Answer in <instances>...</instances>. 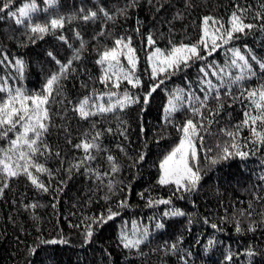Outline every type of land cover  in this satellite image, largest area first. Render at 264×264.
<instances>
[{
    "label": "trees",
    "instance_id": "obj_1",
    "mask_svg": "<svg viewBox=\"0 0 264 264\" xmlns=\"http://www.w3.org/2000/svg\"><path fill=\"white\" fill-rule=\"evenodd\" d=\"M4 2L0 0V7ZM34 2L37 10L30 13L31 19L22 18L24 23L20 25L9 12L18 14L19 8L33 0H11L10 8L0 12V60L8 57L0 64V86L6 80L13 91L20 88L26 94H39L61 64L73 62L48 105L51 125L45 141L53 154L36 158L49 171L39 174L33 170L48 191L37 189L20 175L8 180V187L0 195V264H264V145L253 143L256 138L243 127L238 143L248 155L211 163L220 151L217 145L231 143L221 130L235 132L244 112L250 111L247 91L264 86V71L256 63L264 62V0ZM101 8L112 16L111 20ZM93 11L97 17L85 21L83 16ZM233 12L254 27L234 34L228 44L211 55L202 49L206 59L191 61L189 67L170 76L151 78L148 55L155 47L169 50L173 45L197 42L205 16L215 18L227 29ZM52 19H62L63 27L52 30ZM36 23L49 25L43 39L30 32V26ZM148 35L156 42L151 47ZM60 36L67 43L58 39ZM121 37H131V47L136 50L138 63L133 79L139 78V86L133 87L126 80L120 81L119 88H112L111 82L107 86L100 83L101 66L96 63L99 54ZM234 49L246 56L255 72L250 78L245 73L246 78L237 83L232 81L241 72L231 64ZM77 51L79 59H75ZM17 59L23 61L22 74L15 66ZM121 64L125 70L129 68L125 57H121ZM201 67L209 73L207 77ZM159 80L163 83L145 103L151 86ZM201 80H211L218 86L219 100L215 99L216 91L209 93ZM229 89L230 94H226ZM110 91L117 93L113 102L125 92L135 102L88 120L73 111L85 96L107 104V95L102 101L96 97ZM206 94L209 99L201 108L203 116L194 115L189 97L203 100ZM177 95L182 97L175 101L177 111L167 114L169 100ZM5 96L0 92V99ZM199 106V102H192V107ZM189 119L204 123L199 133L203 146L198 138L195 140L198 161L194 163L201 179L194 191H176L174 185L158 183L159 165L178 145L183 135L180 128ZM96 132L101 133L100 150L91 151L95 159L84 160L83 149L74 145L83 139L91 141ZM13 138L15 134L9 132L8 139H0V148L6 149ZM113 163L116 172H112ZM159 200L170 203H157ZM109 209L118 215L100 222ZM89 228L92 236L86 239ZM125 235L129 239L143 238V242L138 248H125ZM50 240L64 242L42 243Z\"/></svg>",
    "mask_w": 264,
    "mask_h": 264
},
{
    "label": "snow or ice",
    "instance_id": "obj_2",
    "mask_svg": "<svg viewBox=\"0 0 264 264\" xmlns=\"http://www.w3.org/2000/svg\"><path fill=\"white\" fill-rule=\"evenodd\" d=\"M47 3L51 4L53 0H46ZM11 0H6L3 6L0 7V12L5 9H9ZM37 10V5L34 0L31 4H24L23 7L19 8L17 12H9V15L16 17L15 23L20 25L24 23L22 18L31 19L30 13ZM107 19L111 20L112 16L109 15L103 8L100 9ZM260 14H258L259 16ZM97 17V12H90L89 14L83 16L85 21L90 19H95ZM230 27L225 29L223 23L216 20L211 16H205L202 20V35L199 40L192 44L180 43L179 45H173L169 50H162L159 47H155L154 50L148 55V62L151 66V78L156 80L160 75L170 76L180 71L183 68L190 66V62L194 60L206 59L205 56L201 55V50L207 52L211 55L221 47L222 44H228L236 33H243L245 29H251L254 27L252 24L244 23L242 17L236 12L232 13L231 19L229 21ZM59 27H63L62 19H52L50 21V28L55 30ZM49 25H41L36 23L30 26V32L32 34H38L40 39H43V35L48 33ZM139 31V29H137ZM103 35V32L100 33ZM77 36L79 34L77 33ZM58 39L64 40L67 43L65 37L60 36ZM155 40L152 35H148L147 44L148 46L155 45ZM83 47V43L81 44ZM234 59L231 64L240 69L241 74L237 75L233 83L244 80L245 73L248 74V78L255 75L251 64H249L248 59L245 55L241 54L238 49L232 50ZM51 56L52 54L49 53ZM121 57H125L129 68L125 70V67L121 64ZM79 52L77 51L75 59H79ZM8 57L5 56L3 60H0V64L4 63ZM256 60V57H252ZM238 61L243 62L238 64ZM60 64V61H56ZM72 60H69L67 64H61L58 73L52 74L46 81L41 93L39 94H26L22 89L16 88L14 91L7 87V81H4V85L0 86V92L6 93L5 98L0 99V139H8L9 132L15 134V138L9 140V146L5 148H0V181H3L0 185V195L3 194V190L8 187L7 181L24 175L28 178L31 184L39 190L44 192L48 191V187L45 186L43 182L38 179L35 173H47L49 170L41 163L37 162L38 156L52 155V150L45 141V137L49 132L51 125V116L49 112V101L53 96L54 92H59L60 80L61 78H67L68 70L71 68ZM96 63L101 66V76L99 77L100 83L107 86L111 82L112 88H119L120 81L126 80L133 87L140 85V80L138 77L133 79L135 70L138 63V58L136 55V50L131 47V37L117 38L114 41V46L111 48L104 49L97 59ZM259 65L261 71H264V62L256 61ZM15 66L17 71L21 74L23 73V61L17 59L15 61ZM211 67V65H209ZM200 71L205 77L209 73L204 67L200 68ZM221 71H223L221 69ZM213 76H217V79H222L218 73L212 72ZM163 83V80H159L158 83L151 86L150 91L147 96H145L144 102L147 103L148 96H151L152 92ZM202 84H207L208 92L216 91L215 99H220V93L218 86L214 85L211 80H201ZM222 86V85H221ZM201 91H204L202 88ZM230 94V89L228 93ZM104 95L108 96V103H96L92 101V98L85 96L82 100L74 106L73 111L82 120H88L90 117L102 115L105 113H111L116 111L118 108L123 110L128 104L135 102L132 97L128 95L127 92L123 94L121 98L112 101V97L116 96L115 91H110L103 95L97 96L96 100L102 101ZM247 98L251 102L250 111L244 112V119L240 125H237V130L224 132L226 136L231 139V143H226L223 146L217 145L220 149L217 156L211 159L212 164H217L222 160H227L230 156H239L244 158L248 155L247 152L242 151L238 143L239 130L243 127H247L250 133L256 140L253 143H259L264 145V86L260 89L247 91ZM182 97L177 95L174 99L169 100V106L165 109L167 114H171L177 111V104L175 101L181 100ZM209 96L206 94L203 100L200 97H189V106L194 115L203 116L201 108L206 107V101ZM199 102V107H192V102ZM222 107V105H221ZM211 121H209V124ZM257 125L260 126L258 130ZM95 127V125H93ZM204 128V123L194 122L192 119L187 120L180 131L183 133L179 140V143L174 147L171 152L166 155L159 165L160 167V177L158 183L162 186L164 185H174L176 191L191 192L197 188V185L201 179L199 168L196 167L194 162L198 161L197 148L195 145V140L198 138L201 146H203V137L200 136V129ZM108 132L112 130L107 129ZM123 134V133H121ZM101 136L100 132H96L91 141L87 139L81 140L80 143L74 145L76 149H83L85 156L84 160L95 159L91 155L93 149L99 151L100 145L98 143ZM71 143V140L68 141ZM247 147V145H245ZM211 151V149H208ZM55 156L59 157L60 153L55 152ZM109 161H113L112 156H108ZM143 160V156L140 157ZM83 163V161L81 162ZM74 167L79 168V165ZM34 170V172H33ZM118 171L115 163H113L112 172ZM50 174V173H49ZM111 187V185H109ZM151 203V201H150ZM157 203H170L169 200H159ZM121 206H124L123 204ZM35 207V205H32ZM172 215H183L181 212H173ZM118 213L112 212L111 209L108 210L107 217L101 216L99 218L100 222H106V220H111ZM157 227H163V225H157ZM215 227V225H213ZM236 231H240L239 225L236 227ZM92 236L91 228L86 232V239ZM147 237V232L144 233V238ZM123 246L125 248H138V246L143 242V238L129 239L126 235L122 237ZM64 241L50 240L42 241V243L56 244L63 243ZM211 243V241H210ZM175 248V245L172 246ZM251 255V253H249ZM231 259V256L228 257Z\"/></svg>",
    "mask_w": 264,
    "mask_h": 264
}]
</instances>
